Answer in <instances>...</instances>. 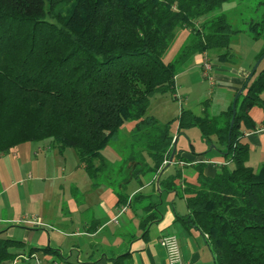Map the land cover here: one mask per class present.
<instances>
[{"label": "trees", "instance_id": "obj_1", "mask_svg": "<svg viewBox=\"0 0 264 264\" xmlns=\"http://www.w3.org/2000/svg\"><path fill=\"white\" fill-rule=\"evenodd\" d=\"M225 1L0 0V155L43 140L59 151L71 147L91 184L105 183L125 204L128 182L158 173L172 151V121L145 115L150 98L175 97L178 68L197 54L234 62L231 39L238 30L226 15L198 21ZM257 4L260 16L245 31L264 40V0ZM181 29L187 39L166 62ZM263 92L264 68H257L236 99L232 124V102L212 114L206 100L203 115L181 109L176 117L178 132L197 126L207 142L215 136L224 148L212 175L198 162L196 180L182 190L188 210L182 221L205 234L214 264H264V162L246 164L250 149L243 140L255 130L249 111H264ZM127 120L134 125L119 137ZM114 139L122 144L113 162L102 151ZM180 155L176 149L173 162H187ZM179 177L178 169L159 185L177 190ZM26 249L24 241L0 233V264ZM38 250L28 248V259Z\"/></svg>", "mask_w": 264, "mask_h": 264}, {"label": "crops", "instance_id": "obj_2", "mask_svg": "<svg viewBox=\"0 0 264 264\" xmlns=\"http://www.w3.org/2000/svg\"><path fill=\"white\" fill-rule=\"evenodd\" d=\"M203 56L204 54H197L192 58L202 67ZM238 73L239 76L235 78L227 76L225 73L216 72L210 80L211 84L213 85L215 81L225 82L233 85L229 87L236 92L249 74L247 70H240ZM229 104L225 109L212 112V114L226 110ZM259 129L255 126V130L245 132V136L261 132L262 130ZM55 148L49 140L26 142L18 145L12 152L0 155L6 175V177L0 176V233L12 236L15 231L14 227L9 224L19 222V225L44 226L55 231L56 234L61 233L60 228L64 230L62 234L65 236L81 237L84 240V249L72 244L67 255H63V252L56 248L58 246H54L52 242L51 247L38 246L37 248L40 250L33 253L31 259L37 260L39 264H72L69 259L72 257V251H75L77 254L76 264H168L167 251L159 243V239L164 235H173L176 237L180 251L178 264H214L205 234L192 225L187 226L182 221V218L188 213L182 190L188 181L185 176L186 172L194 169V164L205 162L207 165L204 167L205 173L212 175V165L217 162L205 158H195L180 149V156L187 162L181 160L173 162L172 160L161 174V170L158 173L147 172L152 173V177L146 184H142L141 178L139 181L131 179L128 182L125 189L127 195L125 204L128 205L124 212L118 214L119 208L125 204L117 203L115 191L105 183L93 186L86 170L78 163L76 155L77 166L84 170L91 193H83L84 186H81V190L78 182H73V180L69 187V197L64 195L63 201H56V208L58 206L59 210L55 214V212L51 213L50 201L43 200L39 194L36 195L34 185L40 182V178L37 177L40 174L36 175L34 166L29 165L31 163L39 164V160H42L46 161L45 166H47L52 159L57 160V155L50 151ZM56 149L59 154L64 152ZM176 149H178L177 141ZM175 166L181 172V177L175 179V182H178L177 190H165L159 185V181L167 176L170 177L168 172L171 167ZM49 169L47 168L46 173L43 172L42 175L48 177ZM66 169V165H54L51 178H65L67 176ZM43 180L46 179L43 178ZM132 180L138 181L140 186L127 193V188ZM145 186L149 187L146 191H144ZM105 189L110 191L108 202L91 198L97 192L104 193ZM163 191L169 193L170 205L166 207V212L161 210L160 204H158V199L162 196ZM68 200L72 202V206L69 205ZM150 203L153 207L148 210L147 206ZM112 224L115 225L114 229H107ZM50 234L52 237L53 233ZM44 248H48L49 251H44ZM26 260H29L28 255L21 254L13 261L1 264H14Z\"/></svg>", "mask_w": 264, "mask_h": 264}, {"label": "rangeland", "instance_id": "obj_3", "mask_svg": "<svg viewBox=\"0 0 264 264\" xmlns=\"http://www.w3.org/2000/svg\"><path fill=\"white\" fill-rule=\"evenodd\" d=\"M257 2L258 0H227L221 5V7L199 17L198 21L203 22L220 14H225L233 29L238 30V32L235 33L231 39V51L234 53V62L219 61L216 57L211 58L209 56V62L211 65L209 75L211 77L214 73L218 72L225 73L227 76L236 78L239 76L238 72L240 70H247L250 73L251 69L255 65L257 61L255 58L263 47L264 40L253 39L245 31V29L247 22L251 18L256 19L260 16L261 10ZM187 36V30L181 29L177 31L173 43L164 54V61L168 62L173 60L180 47L186 41ZM262 67L264 68V58L261 59L258 70H260ZM229 86L233 85L218 81H215L212 85L210 79L205 75L201 65H199L194 58H191L177 70L175 77L176 97L169 93L154 94L149 100L145 115H151L161 122L172 121L171 132L174 138H178V149H182L183 152L188 153V155L194 156L195 158H205L211 160L212 162L222 163L223 156L221 152L224 148L217 142L216 137L210 136L209 142H207L202 137L200 129L197 126L188 127L178 132L176 117L179 115L181 109L190 110L198 116L203 115V109L205 107L203 102L206 100H209V106H207V109L210 113L225 109L226 105H228L231 100L233 101V98L236 94V92L231 90ZM262 98L264 99V92L262 93ZM249 115L253 119V122L257 128H264V111L261 108L253 107L249 111ZM133 125V120L125 121L120 129L119 137L127 135ZM118 140L119 139H114L112 143L108 144L102 151L103 155L109 161L114 162L119 160L120 155L116 145L117 143L122 144V142ZM243 140L248 143L250 149L249 158L246 164L250 167L257 168L262 162H264V129L261 132L245 136ZM50 151H53L57 155V160H55V158L54 160L52 159L47 166H45L46 161L42 160H39V164L31 163L29 165L34 166L33 169L36 175L40 174L37 176L40 178V182H37V184L34 185L36 188V195L39 194L42 196L43 200L47 199L50 201L51 213L55 212L56 214L59 210L58 206L56 208V201H63L64 195L69 197V187L72 185L71 183L73 180V182H78L80 188L81 186H84L82 191L83 193L89 194L91 192L89 191L90 184L87 180L84 170L77 166V158L74 149L71 147H65L62 150L64 151L62 154H59L56 148L51 149ZM54 165H66L67 176L63 179L51 178V176L53 177L51 174L52 167ZM47 168H50L48 177L47 175H42L43 172L46 173ZM178 169L179 168L171 167L168 174L174 175ZM32 174L34 175V173ZM0 176L6 177L1 160ZM185 176L189 182H194L197 178L195 169L188 170ZM151 177L152 173H146L143 175L141 177L142 184H146L148 180L150 181ZM43 178L46 180H43ZM139 186L140 184L138 181L132 180L127 188V193H129L131 189L137 188ZM144 188V191L149 189L147 186ZM168 196L169 193H167V191H163L162 196L158 199L160 209L165 210V212L167 210L166 207L170 205ZM91 198L98 201L104 200L105 202H108L110 200V191L105 189L104 193L97 192V194H93ZM68 201L70 202L69 205L72 206V202L70 200ZM9 226H13L15 232L12 236L8 237L24 241L26 246L25 249H28L32 246L51 247L50 244L52 243L54 246H58L56 248H59L63 252V255L68 254L69 247L72 244H76L80 249H84L83 238L65 236L62 234V231L64 230L60 228L59 230H61V233L56 234L55 231L44 226L39 227L35 225H19V222L11 223ZM114 227L115 225L112 224L109 225L107 229H114ZM55 228L58 229V227ZM50 233H53L52 237V234ZM27 249L26 251L21 252L20 255L27 254ZM76 255V252L72 251V257L69 259L72 264H76ZM34 263L35 261L33 259L28 261V264ZM14 264H25V262L20 261L15 262Z\"/></svg>", "mask_w": 264, "mask_h": 264}, {"label": "built area", "instance_id": "obj_4", "mask_svg": "<svg viewBox=\"0 0 264 264\" xmlns=\"http://www.w3.org/2000/svg\"><path fill=\"white\" fill-rule=\"evenodd\" d=\"M202 69L205 73V75L212 80V77L209 75V70L211 69V65L209 62V58L204 54L203 56V64ZM264 128H260L259 130H263ZM167 163V161H165ZM128 204L122 205L119 210L118 214H121L124 212L127 208ZM159 243L166 249L167 251V259L168 264H178L180 262V251L179 246L176 240V237L173 235H164L159 239ZM33 258V255L32 257ZM34 264H39V262L36 260Z\"/></svg>", "mask_w": 264, "mask_h": 264}, {"label": "water", "instance_id": "obj_5", "mask_svg": "<svg viewBox=\"0 0 264 264\" xmlns=\"http://www.w3.org/2000/svg\"><path fill=\"white\" fill-rule=\"evenodd\" d=\"M262 57L258 58L255 65L253 66V68L251 69L250 73L248 74L247 76V79L245 81V83L238 89V91L236 92L234 98H233V101H232V118H231V124L233 123V119H234V115H235V103H236V99L237 97L239 96V94L242 93L245 85L247 84V81L251 78V76L253 75V73L256 71V69L258 68L259 66V63L261 61ZM176 141H177V137L173 139V143H172V151H171V154L168 158V161L167 163L164 165V167L161 169L160 171V174L164 171L165 168H167L170 163L172 162L173 160V156H174V153L176 151Z\"/></svg>", "mask_w": 264, "mask_h": 264}]
</instances>
